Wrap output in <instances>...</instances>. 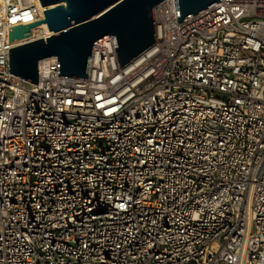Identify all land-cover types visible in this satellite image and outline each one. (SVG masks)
I'll return each instance as SVG.
<instances>
[{
  "label": "built area",
  "instance_id": "obj_1",
  "mask_svg": "<svg viewBox=\"0 0 264 264\" xmlns=\"http://www.w3.org/2000/svg\"><path fill=\"white\" fill-rule=\"evenodd\" d=\"M44 9L0 0V264H264V0H162L130 63L109 36L37 85L8 49L50 35L8 28Z\"/></svg>",
  "mask_w": 264,
  "mask_h": 264
},
{
  "label": "water",
  "instance_id": "obj_2",
  "mask_svg": "<svg viewBox=\"0 0 264 264\" xmlns=\"http://www.w3.org/2000/svg\"><path fill=\"white\" fill-rule=\"evenodd\" d=\"M162 0H39L43 19L9 30V41L31 36L46 24L52 35L8 49V72L38 85L39 63L56 58L58 76L87 79L93 47L112 36L119 67L153 45L154 8ZM220 0H175L178 22Z\"/></svg>",
  "mask_w": 264,
  "mask_h": 264
},
{
  "label": "bare ground",
  "instance_id": "obj_3",
  "mask_svg": "<svg viewBox=\"0 0 264 264\" xmlns=\"http://www.w3.org/2000/svg\"><path fill=\"white\" fill-rule=\"evenodd\" d=\"M33 33L35 34H40V33H45V35H51L52 32L49 31V29L47 28L46 24H41L35 28L32 29Z\"/></svg>",
  "mask_w": 264,
  "mask_h": 264
}]
</instances>
